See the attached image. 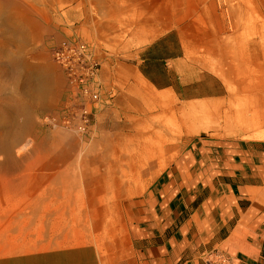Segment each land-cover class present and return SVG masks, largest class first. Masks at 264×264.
<instances>
[{
  "label": "crops",
  "instance_id": "obj_1",
  "mask_svg": "<svg viewBox=\"0 0 264 264\" xmlns=\"http://www.w3.org/2000/svg\"><path fill=\"white\" fill-rule=\"evenodd\" d=\"M182 14L122 46L178 118L173 161L107 203L55 152L0 151V264H264V0ZM77 221L93 222L91 234L48 246Z\"/></svg>",
  "mask_w": 264,
  "mask_h": 264
},
{
  "label": "rangeland",
  "instance_id": "obj_2",
  "mask_svg": "<svg viewBox=\"0 0 264 264\" xmlns=\"http://www.w3.org/2000/svg\"><path fill=\"white\" fill-rule=\"evenodd\" d=\"M208 1L213 0H0V125L5 133L0 137L10 140V149L3 151L55 152L74 167L78 182H90L92 196L99 194L107 203L141 193L173 161L184 132L168 97L136 80L122 46L153 39L169 21L172 28L177 25L187 6ZM214 1L222 9L230 0ZM231 1L242 5L247 0ZM68 37L105 50L101 68L108 77L101 79L110 105L85 137L56 122L65 79L50 52ZM46 68L52 76L48 83L38 76ZM132 82H138L137 105L126 109L118 99L132 90ZM18 131L20 138L13 141ZM84 194L78 191L76 198ZM74 224L48 246L84 240L94 223Z\"/></svg>",
  "mask_w": 264,
  "mask_h": 264
},
{
  "label": "built area",
  "instance_id": "obj_3",
  "mask_svg": "<svg viewBox=\"0 0 264 264\" xmlns=\"http://www.w3.org/2000/svg\"><path fill=\"white\" fill-rule=\"evenodd\" d=\"M50 55L65 79L57 127L85 137L92 131L98 113L110 105V91H105L101 79V61L92 44L74 37L61 39Z\"/></svg>",
  "mask_w": 264,
  "mask_h": 264
},
{
  "label": "bare ground",
  "instance_id": "obj_4",
  "mask_svg": "<svg viewBox=\"0 0 264 264\" xmlns=\"http://www.w3.org/2000/svg\"><path fill=\"white\" fill-rule=\"evenodd\" d=\"M38 76L39 78L42 77V79L45 80V83H48V81H50L52 77L47 68L43 69V71L40 74H38ZM136 92L137 91H135V88H133V90L130 89V92H123L118 99V105L126 109H130L133 106L136 107L137 101L134 98V96L136 95ZM0 126H1L0 136H5L4 135L5 133L3 132L4 125L1 124ZM20 136H21V132L18 131L17 137L13 141L19 140ZM8 149H10V140H7V137H0V151L8 150Z\"/></svg>",
  "mask_w": 264,
  "mask_h": 264
}]
</instances>
